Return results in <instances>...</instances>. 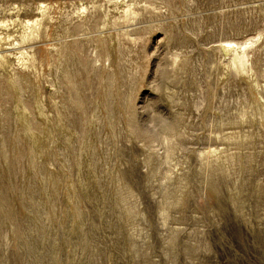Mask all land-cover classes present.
Listing matches in <instances>:
<instances>
[{"label":"rangeland","instance_id":"374dc122","mask_svg":"<svg viewBox=\"0 0 264 264\" xmlns=\"http://www.w3.org/2000/svg\"><path fill=\"white\" fill-rule=\"evenodd\" d=\"M0 264H264V0H0Z\"/></svg>","mask_w":264,"mask_h":264},{"label":"bare ground","instance_id":"6f19581e","mask_svg":"<svg viewBox=\"0 0 264 264\" xmlns=\"http://www.w3.org/2000/svg\"><path fill=\"white\" fill-rule=\"evenodd\" d=\"M254 43V39H249L245 42H238L231 39H225L221 42V46L227 55L229 54L234 57H238L239 55H242L243 52L248 51L252 46H254Z\"/></svg>","mask_w":264,"mask_h":264}]
</instances>
